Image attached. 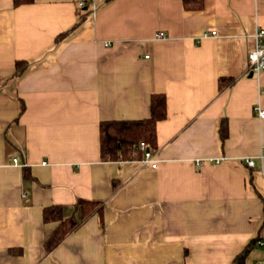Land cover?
<instances>
[{
    "label": "crops",
    "instance_id": "0c3cea01",
    "mask_svg": "<svg viewBox=\"0 0 264 264\" xmlns=\"http://www.w3.org/2000/svg\"><path fill=\"white\" fill-rule=\"evenodd\" d=\"M200 1L0 0V264H230L262 228L264 71L248 55L264 0ZM157 93L156 168L103 161L100 122L150 117ZM78 199L103 202L104 224L94 214L48 251L60 222L44 208L69 218Z\"/></svg>",
    "mask_w": 264,
    "mask_h": 264
},
{
    "label": "trees",
    "instance_id": "16d2710c",
    "mask_svg": "<svg viewBox=\"0 0 264 264\" xmlns=\"http://www.w3.org/2000/svg\"><path fill=\"white\" fill-rule=\"evenodd\" d=\"M35 0H14V6L18 7L22 4H31ZM110 1V0H107ZM195 0H185L184 5L186 8H192L190 5ZM200 1V0H198ZM201 1L198 4L200 7ZM84 5L78 7L80 18L77 24L67 30V32L58 35L57 43L66 39L67 35L78 29L84 21L85 15L81 14L84 10ZM195 7V6H194ZM197 7V6H196ZM29 62L27 60L17 61L15 64L14 77H21L27 71ZM231 80V79H230ZM230 80L221 78L219 81V89H224ZM151 116L143 118L142 120H114V121H102L100 122V154H102V160L107 162L115 161H130L137 160L142 161L145 157V150L141 148V145L145 143L146 150L152 152L154 155L158 153V138L157 127L158 122L165 120L168 115L167 108V96L164 93L153 94L151 97ZM220 128V135L222 140L225 141L229 137L228 121L222 120ZM25 179H34L30 168L27 166L24 168ZM117 187V186H116ZM264 201V198H262ZM103 202H96L89 199H78L75 203V212L73 216L66 218L63 214V205H53L44 208V221L45 222H60L57 230L45 241V246L48 251L55 249L61 244V242L79 229L80 225L85 223L94 214H99L101 218V225L104 224ZM264 208V206H263ZM80 213L78 217L76 212ZM264 224L262 228L257 232L254 238L246 245L234 258L230 264H246L247 258L250 256L251 251L257 247V242L263 237Z\"/></svg>",
    "mask_w": 264,
    "mask_h": 264
},
{
    "label": "built area",
    "instance_id": "2783aa9c",
    "mask_svg": "<svg viewBox=\"0 0 264 264\" xmlns=\"http://www.w3.org/2000/svg\"><path fill=\"white\" fill-rule=\"evenodd\" d=\"M81 5H84V3H81ZM80 5V6H81ZM217 34L213 31V35ZM158 38H166L164 32H160L157 34ZM256 48L251 51L248 55V62H249V69L256 75H259L262 71H264V30L260 29L257 31L256 34ZM148 57V56H147ZM256 114L260 118H264V108L257 107L256 108ZM141 148L145 150V157L144 160L147 163H152V167L156 168V161L154 158V154L152 152H149V150H146L145 143L141 145ZM18 162V158H15V163ZM247 164H249L251 167H255V162L252 159H247ZM259 246L264 248V239L259 241Z\"/></svg>",
    "mask_w": 264,
    "mask_h": 264
},
{
    "label": "bare ground",
    "instance_id": "6f19581e",
    "mask_svg": "<svg viewBox=\"0 0 264 264\" xmlns=\"http://www.w3.org/2000/svg\"><path fill=\"white\" fill-rule=\"evenodd\" d=\"M259 241H261V240H259ZM259 241L257 242V246H258L259 248H261V249L264 250V248H262V247L259 246Z\"/></svg>",
    "mask_w": 264,
    "mask_h": 264
}]
</instances>
